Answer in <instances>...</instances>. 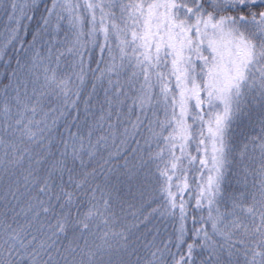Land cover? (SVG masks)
Returning a JSON list of instances; mask_svg holds the SVG:
<instances>
[{"label":"snow or ice","instance_id":"1","mask_svg":"<svg viewBox=\"0 0 264 264\" xmlns=\"http://www.w3.org/2000/svg\"><path fill=\"white\" fill-rule=\"evenodd\" d=\"M0 264H264V0H0Z\"/></svg>","mask_w":264,"mask_h":264},{"label":"trees","instance_id":"2","mask_svg":"<svg viewBox=\"0 0 264 264\" xmlns=\"http://www.w3.org/2000/svg\"><path fill=\"white\" fill-rule=\"evenodd\" d=\"M189 226H191V225H189Z\"/></svg>","mask_w":264,"mask_h":264}]
</instances>
